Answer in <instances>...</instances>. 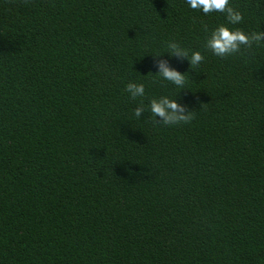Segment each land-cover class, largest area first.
I'll return each mask as SVG.
<instances>
[{
    "label": "trees",
    "instance_id": "obj_1",
    "mask_svg": "<svg viewBox=\"0 0 264 264\" xmlns=\"http://www.w3.org/2000/svg\"><path fill=\"white\" fill-rule=\"evenodd\" d=\"M230 6L264 33V0ZM226 23L186 0H0V264H264V42L215 56ZM176 92L187 122L133 115Z\"/></svg>",
    "mask_w": 264,
    "mask_h": 264
},
{
    "label": "clouds",
    "instance_id": "obj_2",
    "mask_svg": "<svg viewBox=\"0 0 264 264\" xmlns=\"http://www.w3.org/2000/svg\"><path fill=\"white\" fill-rule=\"evenodd\" d=\"M186 4L190 9L200 10L202 14L223 13L227 23L217 25L211 29L206 38V47L213 55L224 57L231 55L240 50L241 46L251 47L257 42H264V33H247L238 28L229 27V25H237L242 20V14L239 10L230 6V0H186ZM169 57L176 56L186 59L189 68L194 70V67L199 65L204 57L198 50H193L189 54L188 50L183 49L178 43L172 41L167 45ZM156 58L155 74L159 78L171 83L176 89L185 88V76L176 68L168 63V59L162 58L161 54L153 55ZM125 91L132 100L145 96V87L141 82L129 81L126 84ZM149 112L154 121L165 125H176L181 122H187L191 119V111L187 110L185 104L178 102L177 92L175 95H161L152 98L147 109L143 103H138L133 109V115L141 117L143 112ZM158 118V119H157Z\"/></svg>",
    "mask_w": 264,
    "mask_h": 264
}]
</instances>
